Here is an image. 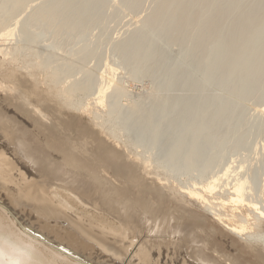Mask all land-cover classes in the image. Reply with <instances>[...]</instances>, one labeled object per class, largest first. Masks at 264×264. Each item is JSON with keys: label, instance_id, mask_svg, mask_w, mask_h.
<instances>
[{"label": "bare ground", "instance_id": "bare-ground-1", "mask_svg": "<svg viewBox=\"0 0 264 264\" xmlns=\"http://www.w3.org/2000/svg\"><path fill=\"white\" fill-rule=\"evenodd\" d=\"M0 74V264H245L224 231L264 264V164L224 161L264 129V0H0Z\"/></svg>", "mask_w": 264, "mask_h": 264}, {"label": "rangeland", "instance_id": "rangeland-1", "mask_svg": "<svg viewBox=\"0 0 264 264\" xmlns=\"http://www.w3.org/2000/svg\"><path fill=\"white\" fill-rule=\"evenodd\" d=\"M125 22H127V20H123V19H122V21L120 23H116L115 21H110L109 22V25H108L110 32H109V34L107 36V39H115V38H117L120 35L122 36L123 33H124V31H125V29H126V23ZM93 30L94 29L88 30L86 32V34L83 35L86 38L85 37L84 38L82 37L80 39V43L77 45L78 48L80 47L81 44H84L87 41H91V40L98 39V37L100 35L99 29L96 28L94 31ZM88 33H90V34H88ZM50 34H52V32H48L47 34H45V37H44V38L47 39V42H49V43L50 42H53L55 40V38L53 37L54 35L53 34L50 35ZM92 36H95V37L90 38ZM49 37H51V38H49ZM52 38H54V39H52ZM88 38H90V40ZM63 40H64V43H63ZM63 40H59L58 42H56L54 44H56L57 46H60V47L63 46L65 48L64 51L66 50V52L69 54L70 51H71V49L75 46V43H74L75 42L74 41L75 39H71V40L67 39V41H65V39H63ZM103 40H105V39H103ZM106 43H108V42L107 41H104L103 44H101V46H99V49H98L99 50V55L101 57H103V55H104L105 56L104 57L105 58L104 60L110 62L109 63L110 65L115 66L114 68L116 69V73L117 74L119 73V75H122V76L125 75V76H127L126 78L124 76L125 84L127 85V88L128 89H131V91L134 92V96L137 97V94L141 93L142 91L145 92L147 89H149L152 86V79H151V77L150 76H144L145 79H143L144 77L142 76V78L140 77L141 79L140 78L139 79L137 78V80L135 78H132L130 76V73H128L129 72V68H127L128 70H126V68L124 69V67H128L127 65L122 64V63H125V62L120 63L121 62L120 59H122L121 56L118 53H116L115 51L111 50L112 48L110 46H108L109 44L107 45ZM43 46H41V49H42ZM63 47H62V49H63ZM46 49H47V47H45L42 50H46ZM68 49H70V50H68ZM74 49H76V48H74ZM111 54H113V55H111ZM96 60L97 59H94V58L93 59H88V63L86 62V64L89 65L88 67H90V68L93 67L92 69H95L96 67H98L96 69H97V71H100V72H102L103 70H105V67H104V62L105 61H103L100 64ZM91 63H92V65H91ZM123 65H124V67H123ZM23 70H26V69H23ZM26 71L28 72L29 69H27ZM26 71H23V73L24 74H29ZM119 75H117V77ZM0 81L6 83V85H9V83L6 82L7 79L5 78V76H3L1 74H0ZM150 81H151V83H150ZM4 95H9V94H7V92H5L4 90L0 89V118H2V119H6V118L7 119H13V118H16L15 119V121L17 123L16 125H17V127L19 129L22 130L24 128V123H23L24 118L21 117L20 109L16 105H14V102L8 100ZM11 95H18L17 96L18 97V101L23 100L24 97H25L23 88H19L16 92H14ZM122 138H123V140H122L123 141L122 146H123V144H125L124 141H126V137H122ZM255 140L257 142H255ZM126 143H128V140L126 141ZM255 143H258L257 144L258 146H256ZM230 148L231 149H229V151L225 152V154H224L225 155L224 156V161L225 162H227V161L229 162L231 160H236V161L246 160V166L248 168L254 169V170L257 169V168H260L261 165H262V163L264 164V129L260 131V135L259 136L255 137L253 139V147H252V149H247V150H244L243 149L242 150V149L239 148V149H236L237 151H235V150H233L234 149L233 147H230ZM139 149H142V147H140ZM249 153H251V154H249ZM244 154H246V155L249 154L248 156H250V157H247L246 156L247 158H244L245 157ZM248 158H249V160H248ZM234 163H235V165H238V162H234ZM217 170H218V168H217ZM261 171H263V174H264V168L261 169ZM194 173H195V176L198 175V172L197 171L193 172V174ZM193 174L191 176H193ZM259 175L261 176L262 175V172ZM259 178L262 179V182L263 183L262 182L261 183H262V185H264V175H262V177H259ZM263 205H264V203H263ZM262 220H264V218H262L261 221ZM29 225L30 226H34V224H32V223H29ZM224 232L225 233H223V234H222V232H218L217 235L214 234L213 237H212V239H210V242L213 243L216 248H219V251L222 254L227 255V256L231 255L230 258L232 260L237 261V260H240L241 259L243 262H245V264L247 263L248 260L249 261H252L253 259L250 257V254H247L246 250L244 249L245 247H243V245H242L243 244V241L241 242L240 238H238L240 240V244H238L239 242L237 244L234 242V244H235L234 245L232 243V241H233L234 238H236L235 241L237 242V240H238L237 237L235 235H233V234L231 235L230 232H229L230 234L228 233V235H227V231H224ZM224 234H226V236ZM233 236H235V237H233ZM244 244H245V242H244ZM239 249H241V251H239ZM243 250H245V251H243ZM235 252L240 253V254H238L240 257L239 256H232V253H235ZM207 254L208 255H211V253L208 251V249L205 250V253H204L205 257H207ZM207 259L209 261L213 262L214 264H219L212 257H208ZM221 263L222 264H225V262H221ZM252 264H260V263L254 262Z\"/></svg>", "mask_w": 264, "mask_h": 264}]
</instances>
